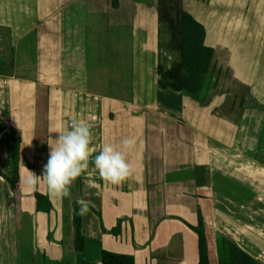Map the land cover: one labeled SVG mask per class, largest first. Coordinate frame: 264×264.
<instances>
[{"label":"crops","instance_id":"1","mask_svg":"<svg viewBox=\"0 0 264 264\" xmlns=\"http://www.w3.org/2000/svg\"><path fill=\"white\" fill-rule=\"evenodd\" d=\"M244 4L261 7L247 17ZM262 15L264 0H0V264H102L103 251L199 264L201 218L209 264L229 262V244L264 264V79L238 73L232 51L212 43L192 48L211 69L203 91L187 93L181 58L193 30L206 42L241 36L232 21ZM72 119L92 125L95 151L71 195L51 198L27 178ZM125 137L136 140L133 175L106 184L94 156ZM16 167L19 199L6 180ZM80 199L85 254L74 247Z\"/></svg>","mask_w":264,"mask_h":264},{"label":"clouds","instance_id":"2","mask_svg":"<svg viewBox=\"0 0 264 264\" xmlns=\"http://www.w3.org/2000/svg\"><path fill=\"white\" fill-rule=\"evenodd\" d=\"M92 125L85 119H72L66 130L56 131L55 138L48 141V158L41 173L32 171L27 178L29 187L35 189L41 181L46 183L51 198L63 199L71 195L73 182L88 167L95 149L92 147ZM136 145L133 137H125L120 146L105 144L94 156V167L106 184L119 185L132 177L134 169L127 159V153ZM78 214L84 216L90 211V204L84 199L77 201Z\"/></svg>","mask_w":264,"mask_h":264},{"label":"trees","instance_id":"3","mask_svg":"<svg viewBox=\"0 0 264 264\" xmlns=\"http://www.w3.org/2000/svg\"><path fill=\"white\" fill-rule=\"evenodd\" d=\"M185 40V39H184ZM182 87L183 90L191 94H200L205 85L206 78L210 72L211 65L206 62L202 57L197 55L192 47L188 45L185 40V45L182 49ZM21 137L17 132L13 131V149L15 160L18 159L20 151ZM18 168L16 167L15 177L8 178L6 180L10 184L13 192L17 199H19L21 193L19 190L18 181ZM37 210L40 212L49 213L53 209V205L50 199L39 193H35ZM79 205L75 207L74 215V247L77 253L85 254L86 252V238L82 232V216L78 214ZM197 232L199 236V264H209L208 261V250H207V239L203 227L202 218L200 219L199 226L196 228L191 227ZM120 233V226L111 231V234L118 235ZM229 251L231 259L229 262L222 264H256L255 260L248 254L242 251L234 244H229ZM84 264H88L84 262ZM102 264H135V257L127 254H118L111 251H103L102 253Z\"/></svg>","mask_w":264,"mask_h":264},{"label":"rangeland","instance_id":"4","mask_svg":"<svg viewBox=\"0 0 264 264\" xmlns=\"http://www.w3.org/2000/svg\"><path fill=\"white\" fill-rule=\"evenodd\" d=\"M260 7V5L257 6L255 4L242 5V8L246 9L247 17L255 14V9ZM234 14H236L235 16L239 15L235 12ZM262 16L264 18V15ZM262 16L259 17L258 22L253 19L241 21L236 17L232 21L231 26L234 30H240L241 36L236 35L235 31H230L229 37H216L212 42H206L203 30H201L202 34L197 30H193L189 37L186 35L185 40L192 48L203 47L207 48L206 50L210 49L212 43L221 44L223 42L225 43V50L227 52L232 51L234 54L231 63H235L233 66L238 73H244L245 71L249 76L264 79V19L262 20ZM207 38L209 39V37ZM212 82L214 81L212 80Z\"/></svg>","mask_w":264,"mask_h":264}]
</instances>
